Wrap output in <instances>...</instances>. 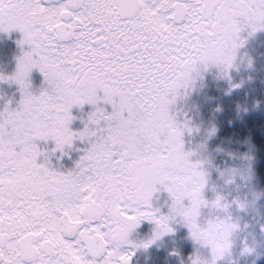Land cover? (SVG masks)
<instances>
[{"label": "snow or ice", "instance_id": "1", "mask_svg": "<svg viewBox=\"0 0 264 264\" xmlns=\"http://www.w3.org/2000/svg\"><path fill=\"white\" fill-rule=\"evenodd\" d=\"M47 2L0 0V30L19 29L18 43L28 45L14 72L0 73L20 92L15 106L0 107V264H130L133 253L114 250L108 234L137 215L159 222L158 209L138 202L159 190L154 181L183 144L166 128L164 85L229 20L249 34L264 28V0ZM33 68L44 78L38 91ZM85 104L92 109L73 129L71 110ZM75 140L86 147L74 167L53 166L51 156L67 155ZM188 171L184 195L197 216L203 184Z\"/></svg>", "mask_w": 264, "mask_h": 264}, {"label": "rangeland", "instance_id": "2", "mask_svg": "<svg viewBox=\"0 0 264 264\" xmlns=\"http://www.w3.org/2000/svg\"><path fill=\"white\" fill-rule=\"evenodd\" d=\"M18 33L10 32V35L5 31L0 30V73L10 75L14 72L17 65V58L22 55L23 51L27 49L28 45H20L18 41L14 42L11 39H22L23 34L20 30ZM250 33V29L242 31L243 44L237 49V58L234 61L233 66L227 69L225 75L220 74V69L215 65H210L203 71V74L197 78L194 85L189 89L183 99H178L177 102L171 107V112L178 120H188L193 125V131H185L183 135L184 147L186 150L196 149L198 145L203 144L204 150L202 152H193L192 159H205V155H210L211 148L215 147V143L218 140L215 130L209 134V129L215 127L212 123L217 116L219 117L220 109L214 103L212 95L217 92L216 80L220 77L231 78L235 83L241 79V76L245 73L252 72L259 74L264 70V28L257 29L255 32ZM20 45V46H19ZM202 45V42H201ZM17 47V49H15ZM242 58V59H241ZM190 62V60H189ZM30 80L34 90H39L43 84V74L38 68H33L30 73ZM2 89L7 90L8 101L11 100L12 106H15L20 99V92L18 85L14 82L7 80H0ZM221 88L223 85L221 84ZM14 86V89L10 87ZM4 90V91H5ZM11 90V91H10ZM3 91L2 94H5ZM4 96V95H3ZM5 104V102H3ZM110 110L111 106L106 105ZM92 109V106L85 104L82 107L73 106L72 114L75 119L72 120L70 127L73 129H80L83 127V120L87 119V113ZM83 118V119H82ZM38 144L47 149L54 147V142L49 140L38 141ZM86 147V143L80 140H75L73 146L67 149V155H61L57 150L55 154L51 156V161L58 165L59 170L66 171L74 164L69 162L66 157H73V160H77L80 155L83 154V149ZM57 157H60L57 159ZM217 158V157H216ZM214 159L211 158L210 162L216 161L219 169H206L207 179L213 180L220 176L225 170L223 167L232 168V165L228 164L226 159ZM207 165V164H205ZM237 167V168H236ZM233 169L241 168L236 166ZM252 169L247 168L243 174L234 176L230 181H225L224 177L219 187L215 191H203L204 197L208 200H212L219 193L225 197V200L229 202V207L225 209L208 207L207 205L200 208V219L207 220L214 216L231 215L243 229L238 232L234 238L233 250L230 257L219 258L216 264H231L235 257L238 256L237 252L241 249L245 241L255 243V251L246 255H240L239 263L252 262L253 256L259 257L261 252L260 248L264 247V200H261L260 193L254 183V176ZM159 190L153 193L151 198V205L154 208L159 209L158 214H167L169 212V206L172 202L171 195L162 187L158 186ZM167 192L171 197L170 203L165 199L164 193ZM246 200L250 201L245 207H240L235 201ZM185 203H188L186 200ZM252 219L255 220L254 228ZM262 228L261 234L255 237L257 233L256 227ZM155 225L151 220H143L137 228L133 229V233L139 234L137 238L133 240L146 239L152 234ZM173 231L165 233L158 240L149 244L146 248H134L132 247V262L131 264H191V258L197 252H203L208 254L206 246L199 245L190 235V230L185 223H183L179 217L172 222ZM264 259V258H263ZM236 262V260H235ZM254 262V261H253Z\"/></svg>", "mask_w": 264, "mask_h": 264}, {"label": "clouds", "instance_id": "3", "mask_svg": "<svg viewBox=\"0 0 264 264\" xmlns=\"http://www.w3.org/2000/svg\"><path fill=\"white\" fill-rule=\"evenodd\" d=\"M233 19H235V17ZM245 29L249 28L241 26L240 29H237L233 26L232 21L229 20L217 29V34L214 39H206L202 42L200 54L195 58H190V62L184 66L182 77L175 82H169L164 85L161 99L166 114L169 110L171 112V107L178 99L184 98L197 78L200 77L203 71L210 65H215L220 69V74L222 75L227 73V69L233 66L234 61H236L237 49L239 48L240 41L243 39L241 33ZM166 128L170 133L180 132L182 134L183 144L176 150L177 158L173 168L162 174L164 177L163 179L158 177L154 181L153 186L158 188V186L161 185H168L176 194V199H173L171 195L172 202L167 214H158L159 209L152 207L154 210L158 209V211H156V216L159 217V222L155 219L137 215L136 220L123 221L115 225L114 229L108 234L109 242L117 252H123L124 246L126 245H131L134 248H146L145 245L148 246L165 233L171 232L169 229H173L172 222L179 217L187 226L192 225L190 231L192 238L199 245L206 246L208 249V254H204L203 252L194 254L191 258V264H216L219 258L231 256L234 238L237 233L243 229L231 215H224L222 217L214 216L207 220H201L199 218L200 214L197 216H192L190 214V209L187 207L188 203H185L188 199L184 193L192 184V177L188 171L191 168H194L197 173L196 181L203 184L202 196L206 203H202L201 206L207 205L213 208L226 210L229 207V202L219 193L212 200H208L204 197L203 189L208 178L207 171L203 166L205 159H192L193 152H202L204 150V145H198L197 148L193 150H186L184 147V132L193 131L194 125L188 120H178L171 112L170 118L166 120ZM189 129H191V131H189ZM208 131L209 134H211L213 129H209ZM243 172V168L227 169L222 175L225 181H230L234 176L243 174ZM169 176H176L181 179L179 181H173L168 179ZM153 193L148 201L140 200L138 202L139 205L145 206L149 202L151 204ZM235 203L240 207H245L250 201L237 200ZM143 220H151L154 222L155 227L152 234L146 239H130V234L133 229ZM255 247L254 242L245 241L240 249V253L242 255L252 253L255 251Z\"/></svg>", "mask_w": 264, "mask_h": 264}, {"label": "trees", "instance_id": "4", "mask_svg": "<svg viewBox=\"0 0 264 264\" xmlns=\"http://www.w3.org/2000/svg\"><path fill=\"white\" fill-rule=\"evenodd\" d=\"M216 83L217 92L211 97L221 114L219 112V117L217 116V119L212 123L215 127L211 129L215 130L218 140L215 147L210 149L211 154L205 155L203 166L205 169H218L216 161L210 162L211 158L217 157V160L226 159L227 163L232 165L231 169L236 166H240L244 171L248 167L251 168L252 174L254 173L253 180L260 193V201H262L264 200V70L259 74L251 71L245 73L236 83L235 80L226 77H220ZM221 84H225L223 88H221ZM2 88L0 85V107L4 105L3 102L8 101L7 90ZM10 88L14 89L15 87ZM3 91L5 94H2ZM66 159L75 164L73 157H66ZM51 162L53 166H57L53 161ZM219 169L221 168L219 167ZM222 169L229 168L223 167ZM222 180V174L213 180L207 179L203 191H215ZM164 195L166 201L170 203L169 194L165 192ZM211 209L216 210V208ZM252 222L251 230L254 228L255 220L252 219ZM256 231L255 237L258 233L261 234L262 228L258 225ZM240 247L242 248V245ZM259 252H261L259 257L253 256L252 262L244 264H264L263 246ZM237 254L238 256L234 261H231V264H240V249Z\"/></svg>", "mask_w": 264, "mask_h": 264}, {"label": "flooded vegetation", "instance_id": "5", "mask_svg": "<svg viewBox=\"0 0 264 264\" xmlns=\"http://www.w3.org/2000/svg\"><path fill=\"white\" fill-rule=\"evenodd\" d=\"M60 2V0H48V2H47V4H46V6H48V4H57V3H59ZM18 30L19 29H16V28H13V29H10V30H8V31H5L7 34H9L10 35V32H13V34L14 33H17V34H19L18 33ZM4 31V30H3ZM12 41L14 40V42H16V41H19L18 39H11ZM0 43L2 44V39H0ZM3 45V44H2ZM20 46V45H19ZM15 49H17V47H15ZM56 168H58V165L56 166ZM59 169V168H58ZM138 227V225L135 227V228H137ZM130 239H134V236H133V231H132V233L130 234ZM131 250H132V246L131 245H126V246H124V251H129V252H131ZM98 260H99V258H97ZM131 262H132V257H131V259H130V264H131Z\"/></svg>", "mask_w": 264, "mask_h": 264}]
</instances>
